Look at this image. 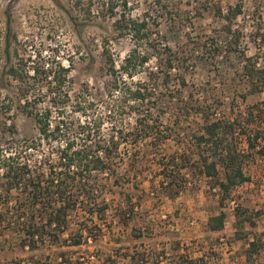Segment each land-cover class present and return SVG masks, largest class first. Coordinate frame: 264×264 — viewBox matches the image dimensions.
I'll return each instance as SVG.
<instances>
[{
  "label": "rangeland",
  "instance_id": "374dc122",
  "mask_svg": "<svg viewBox=\"0 0 264 264\" xmlns=\"http://www.w3.org/2000/svg\"><path fill=\"white\" fill-rule=\"evenodd\" d=\"M106 1L0 0V145L6 146L8 144L6 140L10 139L9 134L5 133L8 121L15 123L16 141L25 138L30 143L38 136L37 126L27 110H40L50 102L48 97H43V91L48 84L40 76L42 75L40 69L47 64L54 70L58 69L59 64L69 69L67 81L63 86L68 96L56 94L64 101L63 104L58 103V105H63L65 108L67 113L65 116L71 119H82L73 107L79 100L85 101V104L89 106L87 109L89 116H106V120L99 128L102 137L107 138L116 129H120L121 120L115 117L110 118L107 110L104 109L106 103L113 102L111 99L120 100V97L119 93L111 94L114 88L107 87L109 76L102 56V45L104 41H107L106 45L110 49L115 65L118 66L133 47V39L129 34L118 36L115 32L114 17L110 16L106 9ZM217 1L224 12L227 6L232 5L236 0ZM254 7H258L260 16L252 19L250 15ZM197 8L194 1L162 0L158 5L156 0H128L127 8L124 9L118 5L115 10L117 12L125 10L132 18L145 17L150 29L152 31L157 29L159 35L163 37L162 42L166 43L173 52L178 55L185 53L189 55L185 57L187 62L184 64L183 73L186 85L178 86V89L171 85V91L168 95H162L159 105L151 112L153 117H158L160 128L171 132L161 152L166 156L173 153L177 156L185 150L184 154L191 161L196 157L191 153V134L201 129L203 120L190 110L179 107L182 100L186 99L190 105L192 103L215 105L216 113L212 118H231L236 115L243 117L247 107L251 106L264 113V91L255 95L248 93L250 86L241 70L243 60L239 59V52L243 50L248 56L256 55L258 57L257 66L264 67V0H243V14L239 15L231 25V31L242 34L237 46L238 52L223 51L222 56H215L213 52L201 53L196 49L189 51L194 48L195 41L199 37L204 39L205 34L214 33L213 29L221 30L220 26L223 23L222 19L216 17L214 7L201 11ZM222 39L225 38L222 37ZM28 57H30L29 61ZM10 64L18 65L23 73L26 72L30 76L29 80L20 82L12 79L7 74V67ZM33 66L38 67L37 74L33 73ZM155 67H157V61L152 56L143 68L126 81L147 80V71L155 70ZM34 75L36 77L33 79ZM148 82L157 87L159 91L158 81L148 80ZM20 85L23 87H19ZM170 93L178 97L177 100H172ZM171 104L176 105V110L179 109V112L174 110L175 113H171ZM144 108H141L140 112L144 111ZM136 115L129 114L126 117L124 122L126 129H123L122 133L131 132V128L132 132L136 131ZM175 118L179 119L177 124L174 121ZM114 121L115 124H113ZM241 123L246 129L245 123L243 121ZM239 127L241 125L236 126L240 137L238 147L243 150L246 147V140ZM129 138L130 141L122 144L117 152L110 153L107 159V171L93 176L98 181H102L107 176L111 180L114 175L122 178L128 173L130 175L134 172L139 174L142 171L141 175L144 178L137 182L138 189L134 188L132 180L120 185L106 183L105 197L111 204V208L105 216V222L106 225L113 223V228L105 232L97 244L91 243L88 247L85 244L77 248L71 247L72 254L84 257L100 251L105 254L110 253L114 239L120 237L119 246L127 247L121 251L123 254L127 251L132 254V251L137 250L139 255L143 256L142 260L147 261L148 264L154 260V253L159 255L156 264H183L182 259L186 262L184 264L188 262L197 264V261L206 264H232L230 262L232 254L220 250V247L224 246L222 242H225L231 249L234 243L228 231L230 217L232 214L235 215L236 208L247 214L255 213L254 208H250L245 199L250 193L257 194L256 184H246V186L235 188L230 198L219 202L220 192L217 188H210L207 178L200 175L197 170H193L192 174L188 170H183L187 173V181L174 198L164 196L157 201L156 198L145 197L140 206H136L134 213L130 214L132 218L126 219L125 225L115 223L112 219L119 214L120 206L126 207L127 212L125 199L122 198L123 193L137 195L141 194V190L147 191L149 179L154 177L156 171L155 167L149 168L142 162L135 169L128 165L130 158L143 159L140 145L131 141V137ZM54 145L57 144L54 143ZM182 145L186 146L185 149H180ZM49 146L48 143L43 142L26 148L21 159L28 160L31 165H35ZM51 157L56 159L55 154ZM148 158L156 161L161 157L157 151L154 155L149 154ZM258 159L259 156H254L252 162L245 167L257 168L260 164ZM114 163H117V166ZM256 168L254 172L259 171V167ZM219 171L221 172L222 169L220 168ZM258 176L254 173V181L258 180ZM1 177L2 171H0V183ZM16 200H21L16 189L8 193L0 187V208L3 206L7 208L8 215L11 210L13 211L11 206ZM132 201L136 205V197H133ZM29 210L31 209L28 207L27 211ZM206 211L209 214L218 211L225 212L224 224L226 226L224 225L223 232L214 235L203 233L202 222ZM77 214L71 212L69 215L73 227L76 218H81ZM125 216L127 217V214ZM134 226L140 227L143 232L142 237L134 238L129 235L130 228ZM240 231L246 230L241 229ZM221 237L223 240H220ZM176 239L180 242L182 252L172 250V246L177 245H172L170 242ZM212 244L216 250H210ZM149 249L152 251L148 255ZM161 249L166 254L160 252ZM36 253V251L30 252L19 246L18 238L10 230L0 229V262L17 260L19 264H26L28 257L32 255L35 257ZM118 264H130V260L121 258Z\"/></svg>",
  "mask_w": 264,
  "mask_h": 264
},
{
  "label": "trees",
  "instance_id": "16d2710c",
  "mask_svg": "<svg viewBox=\"0 0 264 264\" xmlns=\"http://www.w3.org/2000/svg\"><path fill=\"white\" fill-rule=\"evenodd\" d=\"M161 1L156 0V4H161ZM185 1H194L198 6V11L214 7L216 17L223 21L220 26L221 30L213 29L214 33L205 34L204 39L199 37L195 41L194 48L189 51L196 49L201 53L213 52L215 56H222L223 51L238 52L237 46L242 34L231 31V25L239 15L243 14V0H236L232 5H228L224 12L217 0ZM105 5L110 16L114 17L113 28L118 36L129 34L133 39V47L118 66L115 65L110 49L106 45L107 41H104L102 45V56L109 76L107 87L114 88L111 94L119 93L120 97V100L111 99L113 102L106 103L104 109L107 110L110 118L115 117L121 120L120 129H116L107 138L102 137L99 128L106 120V116H89L87 113L89 106L85 104V101L79 100L73 107L82 119H71L65 116L67 114L65 108L63 105H58V103L63 104L64 101L56 94L68 96L63 86L67 81L69 69L60 64L57 70L52 69L48 64L40 69L41 78L48 84L43 91V97H48L50 102L40 110H27L37 126L38 136L30 143L25 138L16 141L15 123L8 121L6 127L7 122L3 125L10 139L6 140L8 143L6 146L0 145V171H2L0 187L8 193L16 189L21 200H16L11 206L13 211H10V215H8L7 208L4 206L0 208V229L10 230L16 235L18 244L22 248L37 252L35 257L33 255L28 257L26 264H118L121 258H128L130 264H148L147 261L142 260L143 256H140L137 250L132 251V254L128 251L123 254L121 251L127 247L119 246L120 237L114 239L112 252L107 254L100 251L79 257L72 254L71 250V247L77 248L83 244L87 247L91 243L97 244L105 232L113 228V223L106 225L105 222V216L111 208V204L105 197L107 182L120 185L132 180L134 188L138 189L137 182L143 180L142 171L139 174L134 172L130 175L128 173L122 178L114 175L111 180L107 176L102 181H98L93 176L107 171V159L110 153L117 152L122 144L130 141L129 137L131 141L140 145L143 159L130 158L128 165L135 169L142 162L149 168L155 167L157 172L155 171L154 177L149 179L147 191L141 190V194L137 195L123 193L122 198L125 199L127 212L126 207L120 206L119 214L117 213L118 215L112 219L115 223L123 225L126 224V219L132 218L130 214L134 213L136 206L139 207L145 197L156 198L159 201L164 196L172 199L180 193L187 181V173L183 170H188L190 174L193 170H197L200 175L207 178L210 188H217L220 192L219 202L230 198L233 189L249 180L244 172L245 166L252 162L254 154L264 152V113L262 110L257 111L254 106H251L247 107L243 117L236 115L231 118H212L216 113L215 105L200 103L190 105V102L185 99L179 107L190 110L203 120L201 129L191 134V153L196 157L191 161L184 154L185 150L177 156L175 153L169 156L162 153L161 150L170 138L171 132L160 128L158 117H153L151 111L159 105L162 95H168L171 85L177 89L178 86L186 85L183 73L184 64L187 62L185 57L189 55L186 53L178 55L173 52L166 43L162 42L163 37L159 35V31L150 29L145 17L132 18L125 10L115 11L118 5L124 9L127 8L128 0H107ZM250 16L252 19L260 16L258 7H254ZM153 35L155 37H152ZM222 37L225 39L221 40ZM239 53V59L243 60L241 70L250 86L248 93L252 95L262 93L264 91V67L257 66L258 57L256 55L248 56L243 50ZM152 56L157 61V67L155 70L147 71L146 81H126L143 68ZM27 60L29 61L30 57ZM32 71L37 74L38 67L33 66ZM7 74L20 82H26L30 77L26 72L23 73L16 64H10L7 67ZM35 77L34 75L33 79ZM148 80L158 81L159 91L157 87L149 84ZM170 98L177 100L178 97L171 94ZM171 105V113H175L177 106ZM143 107H145L144 111L140 112ZM176 111L179 112V109ZM53 113L56 114L53 115ZM129 114H137L136 131L132 132L131 128V132L122 133L123 129H126L124 122ZM174 121L177 124L179 119L175 118ZM241 121L245 123L246 129ZM238 125H241L239 129L246 140V147L243 150L238 147L240 138L236 131ZM43 142L50 145L49 149L43 153V157L36 161L35 165H31L28 160L21 159L24 149ZM185 147L182 145L180 149H185ZM157 151L161 158L156 161L150 160L148 155H154ZM52 154L56 155V159H52ZM114 164L117 166V163ZM133 197L137 199L136 205L132 201ZM28 207L31 210L27 211ZM71 212H76L81 217L76 218L74 227L69 219ZM259 213L260 211H255L253 214ZM235 215V224L238 229L236 237L244 239L245 233L240 230L246 223L253 224L249 218L251 213L240 212L236 208ZM225 219V212L218 211L207 217L205 225L209 231L221 230L224 228ZM130 230L129 235L134 238L143 236L140 227L134 226ZM170 244L177 245L172 246L174 252H182L178 239ZM258 245V242L253 240L249 242V249L255 250ZM151 251L152 249L148 250V255ZM160 252L166 254L162 249ZM157 254L154 253V260L151 264L157 263L159 257ZM180 257L182 258V255ZM182 262L186 263L184 259ZM197 262V264H206ZM0 264L19 263L17 260H9L0 262Z\"/></svg>",
  "mask_w": 264,
  "mask_h": 264
},
{
  "label": "crops",
  "instance_id": "0c3cea01",
  "mask_svg": "<svg viewBox=\"0 0 264 264\" xmlns=\"http://www.w3.org/2000/svg\"><path fill=\"white\" fill-rule=\"evenodd\" d=\"M262 144V143H261ZM254 156H259L258 161L259 164V171L254 172L256 167H248L244 170L245 174L248 175L249 180L244 182L241 186H246L256 184L255 187L257 188L255 191H257V194L250 193L247 196V204L250 208H254V210H259V214H251L250 215V221L253 222V224L249 225L246 223L242 230L245 233V238H237L234 236L235 232L238 230L236 228V215L232 214L230 217V227H229V234L231 235V238L234 240L233 245L231 246V249L229 253L231 257L232 264H264V152L262 154H255ZM256 164V163H254ZM257 167V168H258ZM256 168V169H257ZM254 173L256 176H258V180L254 181ZM240 187V186H238ZM237 187V188H238ZM207 212V211H206ZM217 212H214L212 214H216ZM211 214V213H210ZM208 212L206 213L205 218H203L202 222V229L203 233L205 234H220L223 232V229L217 230V231H209L205 225V221L207 217L210 215ZM225 225V224H224ZM226 226V225H225ZM224 226V227H225ZM242 232V231H241ZM257 241L258 242V248L255 250L249 249V242L251 241Z\"/></svg>",
  "mask_w": 264,
  "mask_h": 264
},
{
  "label": "built area",
  "instance_id": "2783aa9c",
  "mask_svg": "<svg viewBox=\"0 0 264 264\" xmlns=\"http://www.w3.org/2000/svg\"><path fill=\"white\" fill-rule=\"evenodd\" d=\"M220 240H223V237H221ZM222 245H224V246L220 247V250L227 251L229 253L230 249H229L228 245L225 242H222ZM211 246H210V250H216L214 248V245L213 244Z\"/></svg>",
  "mask_w": 264,
  "mask_h": 264
}]
</instances>
